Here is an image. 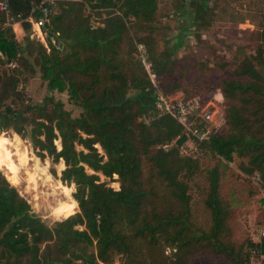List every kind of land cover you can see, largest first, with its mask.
I'll list each match as a JSON object with an SVG mask.
<instances>
[{
  "label": "trees",
  "instance_id": "16d2710c",
  "mask_svg": "<svg viewBox=\"0 0 264 264\" xmlns=\"http://www.w3.org/2000/svg\"><path fill=\"white\" fill-rule=\"evenodd\" d=\"M38 1L7 0V4L13 15L27 17ZM84 2L95 5L92 0L55 2L46 30L47 37L54 35L57 42L48 39V49L28 33L29 20L21 22L24 34L18 41L13 27H4L0 13V131L11 129L22 137L25 126L31 125L37 155H47L53 163L62 160L59 178L74 185L69 203L76 205L75 210L78 207L46 225L0 168V264H108L114 254H122L125 264H190L191 258L207 253L226 255L227 264H246L249 240L237 249L238 256L232 254L231 242L223 240L230 232L226 225L230 204L219 189L222 167L234 157L244 159L239 167L242 176L257 172L264 186V0L257 26L250 30L252 52L236 64L233 79L222 80L217 100L225 107L226 119L200 144L195 157L180 156L177 147L166 151L161 146L181 134L177 120L166 115L148 123L138 119L154 108L156 93L135 55L136 41L146 46L167 94L181 87L162 85L161 76L175 73L172 55L183 36H174L167 49H158L154 37L138 35L155 20L156 0H118L121 14L108 16L96 28L89 26ZM98 2L113 6L111 0ZM179 2L188 27L209 26L205 16L214 18L219 7L216 0ZM128 16L135 23L130 24ZM130 28H136V37L129 34ZM9 62L14 66L7 67ZM36 72L49 94L39 104L14 108V101L21 100L25 76ZM183 77L182 83L189 84ZM182 89V97L211 98L204 89ZM54 90L67 91L68 100L81 113L73 117L63 101L52 97ZM32 109L37 115H25ZM184 139L181 135L178 144ZM98 172L107 178L117 175L119 189L101 181ZM196 175L206 188L203 204L211 217L206 228L197 224L193 206L192 187L199 188V194L203 191ZM59 207L55 214H60ZM166 247H171L169 255Z\"/></svg>",
  "mask_w": 264,
  "mask_h": 264
},
{
  "label": "rangeland",
  "instance_id": "374dc122",
  "mask_svg": "<svg viewBox=\"0 0 264 264\" xmlns=\"http://www.w3.org/2000/svg\"><path fill=\"white\" fill-rule=\"evenodd\" d=\"M156 1L158 7L154 16L155 20L151 22V27L140 30L138 35L154 37L158 49H167L173 42L174 36H183L182 45L172 55V59L175 60V73L161 76L162 85L167 87V85L178 83L181 86L180 91H174L178 94H181L182 88L193 86L204 89L211 98H220L223 78L233 79L236 64L252 52L254 42L250 30L257 26L260 0H216L219 4L216 15L214 18L206 15L205 19L209 20L210 24L201 27L197 25L188 27V17L186 14H180L179 0ZM207 1L213 2V0ZM98 15L101 16L100 13ZM133 22L135 23L134 19L129 21L130 24ZM135 29L130 28L129 34L135 36L133 32ZM181 76L189 84L182 83ZM242 79L246 80V77ZM22 85L24 90L20 96L21 100L13 103L16 109L23 110L27 104H39L45 95L49 94L38 72L25 76ZM52 93V97L63 101L64 107L73 117L81 113L82 110L68 100L67 91L54 90ZM5 102L10 104L9 99ZM250 109L251 107H248L247 113ZM25 115L29 117L37 115V110H29L25 112ZM225 119V107H222L219 102L214 120L219 123ZM30 126H25L22 137L11 129L0 131V168L16 187L18 194L27 199L32 212L46 225H50L74 213L76 205L69 203L74 185L60 180L59 175L64 167L61 159L53 163L51 157L46 155L41 158L37 155L38 149L32 143L29 134ZM54 143L57 148L61 147L59 138L54 139ZM95 146L103 154L101 146L98 143ZM76 148L82 149L78 145ZM240 161L244 159L234 157L232 161L227 162L226 168L222 167L219 189V195L230 204L226 223L230 232L224 236L223 240L231 242L234 249L232 254L237 256L239 255L237 249L243 247L251 234L255 233L254 226L264 225V186L251 175L242 176L239 169ZM200 163L207 164L205 160H200ZM87 170L93 172L90 168ZM98 173L101 181H106L109 186L119 189L117 175L107 178L101 172ZM194 179L200 181L198 175ZM202 182H199L203 189L202 193H198L199 188L192 187L193 206L197 224L206 228L211 224V217L209 210L203 204L206 188ZM59 205L60 214L58 215L55 214V208ZM170 251L171 247H166L167 255ZM121 255L114 254L108 264H125L122 262ZM228 260L226 255L224 257V255L207 253L199 258H191L190 264H227Z\"/></svg>",
  "mask_w": 264,
  "mask_h": 264
},
{
  "label": "built area",
  "instance_id": "2783aa9c",
  "mask_svg": "<svg viewBox=\"0 0 264 264\" xmlns=\"http://www.w3.org/2000/svg\"><path fill=\"white\" fill-rule=\"evenodd\" d=\"M56 1L39 0L37 3L34 2L31 13L27 17H23L21 13L13 15L10 12L7 0H0V13H3L5 17L3 25L4 27H13L17 23L20 24L23 20H29L31 23L30 36L36 37L48 49V39L51 43L55 44L57 42L54 35L47 37L46 30V24L49 22V17L55 8ZM69 1L81 2L82 0ZM92 2L95 3L94 6L87 2L83 3L84 13L89 15L90 28L103 26V22L108 16L121 14V10L117 6L119 4L118 0H111L113 6H104L98 0H92ZM128 18L132 19L133 16H128ZM135 55L145 68L149 78L153 81L156 93L154 108L139 116L138 119L148 123L156 116L166 115L177 120L181 125V134L168 142H163L161 146L166 151L172 147H177L180 156L195 157L199 154L200 144L208 140L213 132L212 130L222 123H217V120H214L219 104L217 98L203 99L198 94L182 97V92L178 94L174 91L167 94L164 93L159 85L156 73L151 67V60L144 43H135ZM6 66L11 68L14 64L9 62ZM181 135H185V139L179 145L178 140ZM251 177L261 182L257 172H253ZM254 227L255 233L250 236L249 242L251 244L245 256L246 264H264V225L258 224Z\"/></svg>",
  "mask_w": 264,
  "mask_h": 264
},
{
  "label": "crops",
  "instance_id": "0c3cea01",
  "mask_svg": "<svg viewBox=\"0 0 264 264\" xmlns=\"http://www.w3.org/2000/svg\"><path fill=\"white\" fill-rule=\"evenodd\" d=\"M13 33H14V36L16 37V39L18 41L22 40L23 39V34H24V30H23V27L21 25V23H17L13 26Z\"/></svg>",
  "mask_w": 264,
  "mask_h": 264
},
{
  "label": "water",
  "instance_id": "95a60500",
  "mask_svg": "<svg viewBox=\"0 0 264 264\" xmlns=\"http://www.w3.org/2000/svg\"><path fill=\"white\" fill-rule=\"evenodd\" d=\"M28 33H30V31H28Z\"/></svg>",
  "mask_w": 264,
  "mask_h": 264
}]
</instances>
